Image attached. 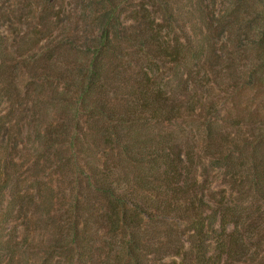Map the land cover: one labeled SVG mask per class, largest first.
I'll return each mask as SVG.
<instances>
[{"label":"trees","instance_id":"trees-1","mask_svg":"<svg viewBox=\"0 0 264 264\" xmlns=\"http://www.w3.org/2000/svg\"><path fill=\"white\" fill-rule=\"evenodd\" d=\"M0 264H264V0H0Z\"/></svg>","mask_w":264,"mask_h":264},{"label":"rangeland","instance_id":"rangeland-1","mask_svg":"<svg viewBox=\"0 0 264 264\" xmlns=\"http://www.w3.org/2000/svg\"><path fill=\"white\" fill-rule=\"evenodd\" d=\"M173 131L176 132H183V135L185 136L184 140H189L192 143L196 142L197 140V128L195 125H189V124H176V126L172 125L171 126ZM207 164V169L208 172L211 175H215L216 174V170L214 169V166L211 163H206Z\"/></svg>","mask_w":264,"mask_h":264}]
</instances>
